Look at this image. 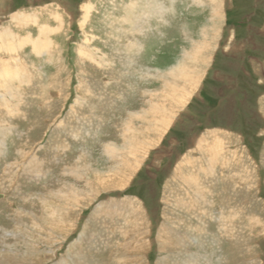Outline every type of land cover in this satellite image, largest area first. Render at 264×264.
Segmentation results:
<instances>
[{
    "label": "rangeland",
    "instance_id": "374dc122",
    "mask_svg": "<svg viewBox=\"0 0 264 264\" xmlns=\"http://www.w3.org/2000/svg\"><path fill=\"white\" fill-rule=\"evenodd\" d=\"M0 34V264H264V0H0ZM169 108L126 189L74 201ZM213 137L188 199L174 176Z\"/></svg>",
    "mask_w": 264,
    "mask_h": 264
},
{
    "label": "bare ground",
    "instance_id": "6f19581e",
    "mask_svg": "<svg viewBox=\"0 0 264 264\" xmlns=\"http://www.w3.org/2000/svg\"><path fill=\"white\" fill-rule=\"evenodd\" d=\"M89 5V4H88ZM101 5V4H100ZM180 6V5H179ZM88 12V10H86ZM92 11V10H91ZM90 12V11H89ZM27 16V15H26ZM25 16V17H26ZM14 18V17H13ZM17 19H18V16H17ZM16 18L14 20H16V23H18V20ZM22 19V18H21ZM13 20V21H14ZM162 20V18L160 19ZM169 21V20H168ZM28 22V21H27ZM148 22V21H147ZM145 23V22H144ZM168 23V22H167ZM170 23V22H169ZM22 23H20L21 25ZM27 24V23H26ZM25 24V25H26ZM141 24V23H140ZM147 24V23H146ZM24 26V25H23ZM44 32V31H43ZM141 32H143L141 30ZM46 33V32H45ZM153 33V32H152ZM40 35V34H39ZM46 35V34H45ZM1 36V34H0ZM164 36V35H163ZM203 37V36H202ZM6 38V37H5ZM5 38H3L1 36V41H3ZM42 38V37H41ZM147 38V37H146ZM8 39V38H6ZM13 39V38H12ZM38 41H41L40 39ZM52 41V40H51ZM145 41V40H144ZM211 42V41H210ZM205 43V41H204ZM208 43V42H207ZM41 44V45H40ZM50 44V43H49ZM7 46H10V44H6ZM12 45V44H11ZM52 45V44H51ZM207 45V44H206ZM48 46V45H47ZM202 46V44H201ZM208 46V45H207ZM37 47H43V41L40 42V43H35V48ZM196 47V45L194 46ZM209 47L210 46V43H209ZM45 48V47H44ZM202 48V47H201ZM207 48V47H206ZM38 49V48H37ZM41 49V48H40ZM43 49V48H42ZM47 49V48H46ZM51 49V48H50ZM45 50V49H44ZM49 50V48H48ZM209 50V49H208ZM40 51V50H39ZM147 51V50H146ZM200 51V50H198ZM204 52V51H203ZM39 53V52H38ZM42 53V52H41ZM97 53V52H96ZM208 53V52H207ZM211 53V52H210ZM107 54V53H106ZM185 54V53H184ZM194 53L190 52L188 53V57L190 58V55H194ZM208 55V54H206ZM42 56V55H41ZM103 57V56H102ZM106 57V56H105ZM193 57V56H191ZM210 57V55H209ZM55 58V57H54ZM157 58V57H156ZM201 58V57H200ZM205 58V56L203 57ZM97 59V58H96ZM123 59V58H122ZM126 59V58H125ZM198 59V58H197ZM196 60V59H195ZM201 60H203L201 58ZM60 61V60H59ZM121 61V60H120ZM198 61V60H197ZM207 61V60H206ZM180 62V61H179ZM193 62V60H192ZM84 63V62H83ZM96 63V62H95ZM129 63V62H128ZM116 64V63H115ZM180 65V64H179ZM194 65V64H193ZM2 67H5L4 63L1 64ZM125 66V65H124ZM187 66V65H186ZM199 67V66H198ZM102 68V67H101ZM132 68V67H130ZM145 68V67H144ZM195 68V67H194ZM106 69V68H104ZM111 69V68H110ZM185 69V67H184ZM197 69V68H196ZM176 70H179V67H175L172 68V71H176ZM191 70V69H190ZM199 70V69H198ZM188 71V70H187ZM197 71V70H196ZM185 72V71H184ZM7 75L9 76L10 74V70L8 68L7 70ZM143 73V72H142ZM185 74H188V73H185ZM106 76V75H105ZM179 76V75H178ZM190 76V75H189ZM6 77V76H5ZM162 77V75H161ZM165 78V76H163ZM186 77V76H185ZM176 78V77H175ZM178 78V77H177ZM184 78V76H183ZM190 77H188L189 79ZM195 78V77H194ZM2 79V78H1ZM192 79V78H191ZM180 80V79H179ZM177 80V81H179ZM182 80V79H181ZM195 80V79H194ZM199 80V79H198ZM193 81V80H192ZM169 82V81H168ZM173 82H176V81H173ZM185 82V81H184ZM196 82V80H195ZM199 82V81H198ZM1 83V82H0ZM56 83V82H55ZM154 83V82H153ZM183 83V82H182ZM186 83V82H185ZM145 85V84H144ZM181 85V84H179ZM187 85V84H186ZM162 86V85H161ZM134 87V86H133ZM192 87V86H191ZM196 87V86H195ZM182 89V87H181ZM185 90V89H184ZM171 91V89L169 90V92ZM187 91V90H186ZM173 92V91H171ZM182 93V92H181ZM191 93V92H190ZM194 93V92H193ZM186 94V93H184ZM167 94L163 93L162 97L165 99L167 98L168 96H165ZM174 98H178V96L182 99L181 102L183 104H185L187 102V96H181V94L177 95L176 93L174 94ZM61 97V96H60ZM208 97V96H207ZM79 101V100H78ZM140 101V100H139ZM81 102V101H80ZM119 109V108H118ZM165 110V109H164ZM174 110L175 109H167L165 110V112L162 113L161 112H156V111H150L148 110L152 115H137L134 116V117H131V122H129V125H128V128H127V139H129L128 141V147H126L124 150L122 149V151H119L116 146L115 148L113 149H110L112 152H114V154H117L118 152H125V156L124 158L122 156H120L121 154L119 153V156H113L112 157V160L115 161V163L117 164V166H114V167H104V168H96L94 171H93V175H94V178H92L96 184L98 185L99 188H94L93 186L90 187L89 189H87L86 191V195L84 197V195H80L79 197H77L76 199H74V201H77V203H80L78 202L79 200L78 199H84L83 202H81L82 204L83 203H86V204H89V203H92L94 200H96L101 194L102 192H114V191H118V190H124L127 188V186L129 185L130 183V180H131V177L136 175L137 172L141 169V166L143 165V163L145 162V160L147 159L148 155H147V151L149 150V148L153 147L155 145V143L157 144L158 141H162L161 137L163 136V133H164V129L166 127H169V125L171 124L172 122V116H174ZM147 113V112H146ZM168 116L169 119H164V116ZM159 117V118H158ZM176 119V118H175ZM137 120H140L142 123L144 121L147 122V126L146 127V130H142V126L141 128H137L135 127H132V125H130L131 123L137 121ZM91 122V121H90ZM153 123H156L155 126L156 127H152L151 124ZM162 123L163 127L162 126H159L160 124ZM167 129V128H166ZM154 133L155 135V139H151V142L150 141H147V139L145 138V133ZM215 134L213 133V135L211 136H214ZM150 138V136H149ZM209 138H203V139H199L197 145H196V148H197V153L199 155L202 156V158L200 159V163H202V165L200 167L197 166V162H196V158L195 159H190L189 156L185 158V161L182 159V161L184 163H180V167H179V174L177 173L175 177V180L178 179L177 183L178 185L179 184H183V187L186 189V192H187V198L188 199H191L193 197V190H196L195 191V199H197L198 201V198L200 196H202L203 194V191L201 190V187L199 185H201L202 183L200 182L201 181V176L203 174H207V175H213L215 173H217L215 171V168L217 167L216 164H217V161H225L224 157L228 156L229 154V150L226 149V147L224 146V144L226 143H223L222 141H220L219 139H217V137H213L212 140L208 141ZM125 143V142H124ZM161 144V143H160ZM52 146V145H51ZM160 146V145H159ZM158 147V146H156ZM120 149V148H119ZM154 149V148H153ZM152 151V150H151ZM111 152V154H112ZM149 154V153H148ZM190 154V153H189ZM110 156V155H109ZM186 156V155H185ZM191 156V155H190ZM126 157V158H125ZM129 157H131V161H129ZM194 157V156H193ZM67 158V157H66ZM239 161V160H238ZM199 162V161H198ZM227 162V161H226ZM220 163V162H218ZM224 163V162H223ZM225 164V163H224ZM223 164V165H224ZM238 164V163H237ZM38 165V164H37ZM202 166H206L205 169L204 167L202 168ZM225 166V165H224ZM178 167V165L176 166ZM226 167V166H225ZM157 168V167H156ZM226 169V168H225ZM52 170V169H51ZM177 171V170H176ZM177 171V172H178ZM259 171V170H258ZM190 172V173H189ZM175 173V172H174ZM188 174V175H187ZM245 174V173H244ZM216 176V175H215ZM234 176V175H233ZM244 176V175H243ZM206 177V176H205ZM217 178V177H216ZM250 178V177H249ZM252 178V177H251ZM251 180V179H250ZM181 182V183H180ZM220 182V181H219ZM176 183V182H174ZM201 183V184H200ZM228 183V182H227ZM214 187V186H213ZM120 192V191H119ZM208 192V191H207ZM223 192V191H222ZM207 194V193H206ZM209 195V194H208ZM211 197V196H210ZM131 198V197H130ZM206 198V196H205ZM86 199V200H85ZM179 199V198H178ZM202 199V198H201ZM207 199V198H206ZM218 199V198H217ZM71 200V198H70ZM73 200V199H72ZM194 200V199H193ZM208 200V199H207ZM90 201V202H88ZM131 201V200H130ZM128 201V202H130ZM203 201V200H201ZM210 201V200H209ZM70 202V201H69ZM177 202V199H173L169 201V203L172 204V206L174 207V203ZM133 203V202H132ZM198 203V202H196ZM177 204V203H176ZM92 205V204H91ZM130 205V204H129ZM135 205V204H134ZM207 205V204H206ZM218 205V204H217ZM178 207V206H177ZM132 210V208H131ZM116 212V211H115ZM131 212V211H130ZM76 213V212H75ZM240 213V212H239ZM132 214H133V211H132ZM76 215V214H75ZM79 218V217H78ZM90 222V221H89ZM93 222V221H92ZM123 223V222H122ZM138 223V222H137ZM124 224V223H123ZM87 225V224H86ZM134 226V225H133ZM89 227V226H88ZM108 227V226H107ZM74 229V228H73ZM88 229V228H87ZM75 230V229H74ZM83 231V230H82ZM66 233V232H65ZM69 233V232H68ZM72 233V232H70ZM88 233V232H87ZM161 234H163V232L161 231ZM164 235V234H163ZM162 236V235H161ZM191 237V236H190ZM81 238V237H80ZM86 239V238H85ZM167 243L164 242V241H161V249L162 250H166L168 247L171 246V237H167ZM186 239V237H185ZM15 240V239H14ZM191 240V238H190ZM185 241V240H184ZM96 242V241H95ZM19 243V242H18ZM97 243V242H96ZM189 245V244H188ZM15 246V244H14ZM11 247V246H9ZM12 248V247H11ZM195 249V248H194ZM93 250V249H92ZM138 251V250H137ZM183 253V252H182ZM185 253V252H184ZM180 254V253H179ZM128 258V257H127ZM76 260V259H75ZM188 260V259H187ZM117 262V261H116ZM142 262V261H140ZM196 262V261H195ZM74 263V262H72ZM129 263V262H128ZM127 263V264H128ZM143 263V262H142ZM78 264V263H76ZM123 264V263H122ZM134 264V263H133ZM137 264V263H136ZM147 264V263H146ZM185 264V262H184Z\"/></svg>",
    "mask_w": 264,
    "mask_h": 264
}]
</instances>
